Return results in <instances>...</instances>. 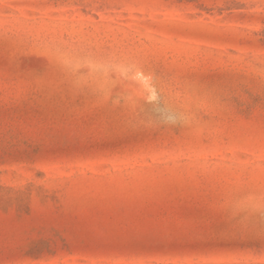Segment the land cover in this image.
Here are the masks:
<instances>
[{
  "label": "rangeland",
  "instance_id": "obj_1",
  "mask_svg": "<svg viewBox=\"0 0 264 264\" xmlns=\"http://www.w3.org/2000/svg\"><path fill=\"white\" fill-rule=\"evenodd\" d=\"M0 264H264V0H0Z\"/></svg>",
  "mask_w": 264,
  "mask_h": 264
}]
</instances>
